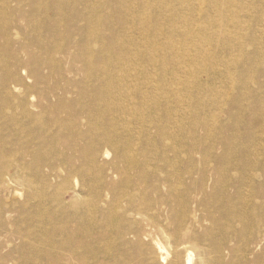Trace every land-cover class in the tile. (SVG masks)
<instances>
[{
	"label": "rangeland",
	"instance_id": "1",
	"mask_svg": "<svg viewBox=\"0 0 264 264\" xmlns=\"http://www.w3.org/2000/svg\"><path fill=\"white\" fill-rule=\"evenodd\" d=\"M170 1L0 0V264H264V0Z\"/></svg>",
	"mask_w": 264,
	"mask_h": 264
},
{
	"label": "bare ground",
	"instance_id": "2",
	"mask_svg": "<svg viewBox=\"0 0 264 264\" xmlns=\"http://www.w3.org/2000/svg\"><path fill=\"white\" fill-rule=\"evenodd\" d=\"M173 1V0H172ZM172 1H170V2H172ZM193 2H195L196 3V6L198 5L199 7H189V6H187V8H184V10H185V12H187V14L186 15H188V17L191 19V20H193V23H194V25H195V27H196V25H199V24H201V22H202V20L204 21V19H205V17L206 16H208L209 14H212V12H218V13H224V11H223V9H221V10H218V9H216L215 7H214V5L212 4L211 6L210 5H205V6H203V4H204V0H192ZM218 2L219 1H229V0H217ZM169 2V0H162V3H161V7L159 8L160 9V11H162V12H164V13H167L168 14V16H169V18L172 20V18L173 19H175V20H178L179 22H181L182 24H185V22H186V20H187V18L184 16V11L182 10V6H183V4H181L180 6V8H175L174 6H171V5H168L167 3ZM149 6V7H148ZM144 7L146 8V7H148V8H150L151 7V3H149V1L148 2H146V1H144ZM131 12V11H130ZM184 13V14H183ZM243 16H250V15H243ZM174 20V21H175ZM202 28H206V27H202ZM161 33H164V30H162V28H161ZM187 31H184V32H182V35H183V37H184V40L186 41L187 39H188V41H191V42H189L190 44H191V46H193V50L192 49H189L188 48V50H184L183 51V49H180L179 47H176V46H171V47H169L168 49H169V51L171 52V53H174L176 56H180V57H182V58H184V57H187V60H188V58H190V57H192V56H195V57H197V58H202V57H208V53L203 49V45H202V43H201V39H199V38H197V37H193L192 35L190 36L189 34H187L186 33ZM128 53L131 55V60L132 61H134V62H136L137 61V56H136V53L134 52V51H132V50H130V51H128ZM203 64V63H202ZM184 68H182V70H183ZM132 71H134V73L136 74V73H139V70H138V68H136V69H134V70H132ZM204 70H201V73L203 72ZM197 79H198V77H196V78H194V83L197 81ZM187 83H184L183 85H186ZM136 159V158H135ZM124 160V159H123ZM125 161V160H124ZM129 162L131 161V163H128V165L125 167V169L122 171V175H123V178H124V181H125V183H127V184H130L131 183V179H130V176L128 175L129 174V172H133L132 170L134 169H136V167L137 166H141V167H145V168H147L146 166H145V162H140V161H134V160H132V158L130 159V160H128ZM122 162V161H121ZM124 163V162H123ZM154 163V162H153ZM174 165V164H173ZM128 166H129V168H128ZM148 166V165H147ZM171 166H172V164H171ZM170 166V167H171ZM175 166H176V164H175ZM172 167H174V166H172ZM120 168V167H119ZM139 168V167H138ZM175 168V167H174ZM159 169V168H158ZM117 170V169H116ZM130 170V171H129ZM163 170V169H162ZM172 170V169H171ZM161 171V170H160ZM164 171V170H163ZM175 171H177V170H175ZM96 172V171H95ZM157 172V171H156ZM174 173V172H173ZM148 174V173H147ZM157 174V173H156ZM160 174V173H159ZM158 175V174H157ZM164 175V174H163ZM172 176V175H171ZM178 177H180V175L178 176ZM102 178V177H101ZM100 178V179H101ZM154 178V177H153ZM160 179V178H159ZM170 179V178H169ZM134 180V179H133ZM172 180V179H171ZM182 180V179H181ZM144 181V180H143ZM166 181V180H165ZM173 181V180H172ZM171 182V181H170ZM169 182V183H170ZM174 182V181H173ZM140 183V182H139ZM148 185V184H147ZM153 186V185H152ZM155 186V185H154ZM170 186V185H169ZM116 187H117V185H116ZM163 187V186H162ZM146 188V187H145ZM171 188V187H170ZM98 189V188H97ZM121 189V188H120ZM135 189V188H134ZM146 189H148V188H146ZM112 190H113V188H112ZM118 190V189H117ZM174 191H175V189H174ZM112 193H113V191H111ZM149 193V192H148ZM154 193V192H153ZM176 193V192H175ZM106 195V194H105ZM109 195V194H108ZM107 195V196H108ZM125 195V194H124ZM177 195H178V193H177ZM113 196V195H112ZM105 197V196H104ZM124 197H127L126 195L124 196ZM155 197H156V195H155ZM116 199V198H115ZM110 200V199H109ZM130 200V199H129ZM138 200H140V199H138ZM155 200V199H154ZM146 201V200H145ZM99 202V201H98ZM105 203V202H104ZM139 203V202H138ZM143 203V202H142ZM155 203V202H154ZM99 204V203H98ZM97 204V205H98ZM116 204H117V202H116ZM115 204V205H116ZM133 204V203H132ZM89 206H90V204H88ZM105 205V204H104ZM85 206V205H84ZM119 206V205H118ZM117 205H116V207H118ZM132 206V205H131ZM141 206H142V204H141ZM120 207V206H119ZM86 208H87V205H86ZM89 208V207H88ZM93 208V207H92ZM91 208V209H92ZM97 208V207H96ZM115 208V207H114ZM98 209V208H97ZM121 209V208H120ZM150 209V208H149ZM140 210H142V209H140ZM146 210V209H145ZM184 210V209H183ZM85 211H86V209H85ZM85 211H84V215H85ZM93 211V210H92ZM97 211V210H96ZM112 211V210H111ZM142 211H144V210H142ZM89 212H91V211H89ZM148 212V211H147ZM147 212H140V211H138L136 214H135V219H144L145 221H147L148 223H151V220H152V217H150L149 215H148V213ZM180 212H182V211H180ZM186 212V211H185ZM86 213H87V211H86ZM94 213H95V211H94ZM93 212H92V214L93 215H95ZM127 213H128V211H127ZM189 213V212H188ZM81 214V213H80ZM90 214V213H89ZM133 214V213H132ZM105 215V214H104ZM184 215H186L185 213H184ZM183 215V216H184ZM114 216V215H113ZM112 216V217H113ZM126 216V215H125ZM86 218H87V216H86ZM94 218V217H93ZM186 218H187V216H186ZM186 218H184V219H186ZM90 219V218H89ZM182 220V219H181ZM90 221V220H89ZM93 221V220H92ZM153 221V220H152ZM156 222V221H155ZM187 222V221H186ZM89 223V222H88ZM92 223V222H91ZM114 224V223H113ZM152 224H154V226H156L155 224H157V223H152ZM178 224V223H177ZM181 224V223H180ZM92 225V224H91ZM151 225V224H150ZM149 226V225H148ZM180 226V225H179ZM184 226V225H183ZM111 227H113L114 228V226H110V228ZM153 227V226H152ZM174 227V226H173ZM182 227V226H181ZM154 229V228H153ZM158 229H160L161 230V227L159 226V228ZM179 229H180V227H179ZM109 230H111V229H109ZM116 230V229H115ZM119 230V229H118ZM160 230H158L157 231V229H156V233L158 234L157 236H159V234H160ZM177 230H178V228H177ZM94 231V230H93ZM105 231V230H104ZM113 231V230H112ZM163 231V230H162ZM183 230H181V231H179V233H181ZM90 232V231H89ZM114 232V231H113ZM191 232V231H190ZM87 233V232H86ZM97 233V232H96ZM106 233V232H105ZM154 233H155V231H154ZM178 233V232H177ZM194 233V232H193ZM206 233V232H205ZM152 234V233H151ZM166 234V233H165ZM168 234V233H167ZM174 234H175V232H174ZM173 234V235H174ZM186 234V233H185ZM114 235V234H113ZM153 235V234H152ZM155 236H156V234H154ZM162 235V234H161ZM160 235V236H161ZM176 235V234H175ZM99 236V235H98ZM159 236V237H160ZM186 236V235H185ZM177 237V236H176ZM179 237V236H178ZM177 237V238H178ZM205 237H206V235H205ZM93 238V237H92ZM164 238V237H163ZM185 238V237H184ZM193 238V237H192ZM168 239V238H167ZM179 239V238H178ZM186 239H187V237H186ZM177 240V239H176ZM175 240V241H176ZM192 240V239H191ZM178 241H180V240H178ZM193 241H194V239H193ZM215 241V240H214ZM183 242V241H182ZM192 241H190V243H191ZM213 242V241H212ZM181 243V242H180ZM189 243V244H190ZM219 243V242H218ZM173 244H175V243H173ZM173 244H171V247H170V251H166V252H163V253H161V254H158L157 256H153V257H151V259L149 260L150 261V263L149 264H192V255H191V253L192 252H190L191 251V245H189L188 244V242H186V244L184 243V244H175V245H173ZM221 244V246L223 245L222 243H220ZM80 245V244H79ZM82 245V244H81ZM80 245V246H81ZM98 245V244H97ZM173 245V246H172ZM96 246V244L94 245V247ZM196 246V245H195ZM101 247H102V245H101ZM206 247V246H205ZM219 247V246H218ZM217 247V248H218ZM93 248V247H92ZM91 248V249H92ZM214 248H215V246H214ZM94 249V248H93ZM221 249V248H220ZM96 250H97V246H96ZM96 250H95V252H96ZM193 251V250H192ZM205 251V250H204ZM214 251V250H213ZM220 251H222V250H220ZM219 251V252H220ZM100 254V253H99ZM94 255V254H93ZM108 255V254H107ZM220 255V254H219ZM122 256V255H121ZM81 257V256H80ZM85 257V256H84ZM94 257V262H95V257L96 256H93ZM112 258L114 257V255L113 256H111ZM116 257H118V256H116ZM141 257V256H140ZM120 258V257H119ZM118 258V260H120ZM121 259H123V258H121ZM140 260H141V258H139ZM143 259V258H142ZM85 260H86V257H85ZM84 260V261H85ZM109 260V259H108ZM112 260V259H111ZM115 260H116V258H115ZM115 260H113L112 262H115V263H117ZM117 260V261H118ZM125 260H126V258H125ZM145 260H146V258H145ZM221 260V259H220ZM104 261V260H103ZM131 261V260H130ZM130 261H129V263H130ZM132 261H133V259H132ZM146 261H148V260H146ZM146 261H145V263H146ZM148 261V262H149ZM89 262V261H88ZM98 262V261H97ZM121 262V261H120ZM126 262H127V260H126ZM125 262V264H127ZM147 262V263H148ZM82 263V262H81ZM99 263H101V261L99 262ZM132 263V262H131ZM140 263V262H139ZM82 264H89V263H87V261H86V263L85 262H83ZM94 264H97V263H94ZM105 264V263H104ZM110 264H112V263H110ZM114 264V263H113ZM141 264V263H140ZM212 264V263H211Z\"/></svg>",
	"mask_w": 264,
	"mask_h": 264
}]
</instances>
